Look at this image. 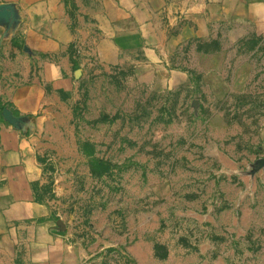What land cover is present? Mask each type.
Here are the masks:
<instances>
[{
  "label": "rangeland",
  "instance_id": "1",
  "mask_svg": "<svg viewBox=\"0 0 264 264\" xmlns=\"http://www.w3.org/2000/svg\"><path fill=\"white\" fill-rule=\"evenodd\" d=\"M86 69L78 99L44 122L39 160L41 197L91 264H264V218L243 223L226 166L228 144L246 146L225 134L247 128L257 90L215 98L164 87L157 71L145 82L134 67ZM262 170V158L248 168Z\"/></svg>",
  "mask_w": 264,
  "mask_h": 264
},
{
  "label": "crops",
  "instance_id": "2",
  "mask_svg": "<svg viewBox=\"0 0 264 264\" xmlns=\"http://www.w3.org/2000/svg\"><path fill=\"white\" fill-rule=\"evenodd\" d=\"M0 5L12 6L16 15L13 24L0 21V102L14 120L1 112L0 264H91L83 240L41 197L39 160L46 151L44 122L73 105L86 82L76 71L86 74L90 67H134L145 82L157 71L168 79L164 87L212 90L215 98L233 87L255 88L256 96L249 97L250 91L247 100L260 107L248 113L247 128L225 134L240 135L246 151L238 152L233 139L226 166L244 188L235 199L243 223L254 215L264 218V170L248 171L250 163L264 159V0Z\"/></svg>",
  "mask_w": 264,
  "mask_h": 264
},
{
  "label": "water",
  "instance_id": "3",
  "mask_svg": "<svg viewBox=\"0 0 264 264\" xmlns=\"http://www.w3.org/2000/svg\"><path fill=\"white\" fill-rule=\"evenodd\" d=\"M15 17H16L15 11L12 6L0 5V21L4 20L9 24H13L16 22ZM79 74L80 71H76V76H78ZM1 115L5 120L14 123V120L11 118V113L6 107L3 109Z\"/></svg>",
  "mask_w": 264,
  "mask_h": 264
},
{
  "label": "trees",
  "instance_id": "4",
  "mask_svg": "<svg viewBox=\"0 0 264 264\" xmlns=\"http://www.w3.org/2000/svg\"><path fill=\"white\" fill-rule=\"evenodd\" d=\"M7 106V104H3L0 102V114L2 112V110Z\"/></svg>",
  "mask_w": 264,
  "mask_h": 264
}]
</instances>
